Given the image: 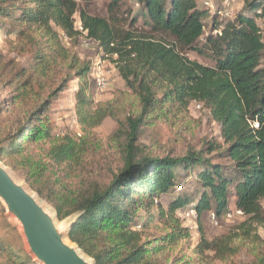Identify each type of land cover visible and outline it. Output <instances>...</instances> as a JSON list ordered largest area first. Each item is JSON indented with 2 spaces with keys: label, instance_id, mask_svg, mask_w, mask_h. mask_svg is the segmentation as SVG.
I'll use <instances>...</instances> for the list:
<instances>
[{
  "label": "trees",
  "instance_id": "trees-1",
  "mask_svg": "<svg viewBox=\"0 0 264 264\" xmlns=\"http://www.w3.org/2000/svg\"><path fill=\"white\" fill-rule=\"evenodd\" d=\"M92 1L0 3V36L37 33L55 53L53 60L37 53L32 72L21 70L6 83L9 103L26 104L33 83L45 90L43 84L53 81L49 67L64 58L53 28L73 40L79 35L74 29L77 16L86 38L111 59L138 104L134 114L117 122L114 133L122 142V169L106 186L92 183L67 198L54 193L45 165L25 155L29 145L54 140L45 122L52 102L66 90L67 79L43 100L38 98L16 128L0 140V161L54 207L59 221L77 215L69 239L95 264H159L151 254L190 238L177 211H193L197 221L207 212L220 218L227 212L231 194L235 209L250 220L257 218L264 201V41L256 20L264 21V0H244L224 24L218 11L211 14L195 0H137L135 15L123 9L121 0H110L106 18L90 16L81 6ZM139 20L147 30L137 28ZM207 21L211 32L204 36ZM184 50L211 65L188 60L181 56ZM74 66L71 69L79 80L74 110L86 132L110 115L103 108L89 111L90 68ZM192 103L203 106L219 126L222 144L204 143L199 151L189 150L181 157H155L139 144L146 127L175 116L173 111H186ZM78 138L65 135L54 140L45 159L57 167L80 161L85 148ZM187 177L193 181L192 193L175 196ZM164 196L170 197L165 209L160 202ZM155 220L165 227L166 235L144 243L143 233ZM226 248L222 239L218 244L199 234L197 253ZM0 258L2 264H36L21 247L15 252L0 244Z\"/></svg>",
  "mask_w": 264,
  "mask_h": 264
},
{
  "label": "rangeland",
  "instance_id": "rangeland-1",
  "mask_svg": "<svg viewBox=\"0 0 264 264\" xmlns=\"http://www.w3.org/2000/svg\"><path fill=\"white\" fill-rule=\"evenodd\" d=\"M2 1L8 3L14 0H0V3ZM18 1L24 5L28 4L29 0ZM195 1L199 7L207 8L211 14L218 11L219 17H222L225 10H232L235 15L244 2V0H230L226 4L224 0ZM109 3L110 0H94L81 6L90 16L106 18ZM121 3L124 10L131 11L133 15L137 13L139 8L137 0H121ZM73 19L74 29L79 33L73 40L59 29L53 28L57 33L58 50L60 51V47L64 49V58L63 60L57 58L55 63L49 67V75L53 81L43 84L45 90H42L38 83L32 84L33 94L26 104L9 103L11 95L7 91L6 83L11 82L13 76L21 70L27 71V74L32 72L37 53H43L51 60L55 57V53L51 52L46 40L37 33H27L23 37L0 36V140L16 128L24 114L34 107L38 98L43 100L53 89L60 86L64 79H67L66 90L50 106L45 126L49 127L54 140L65 135L74 139L81 137L85 148L83 157L78 162H70L59 167L54 166L45 159L46 152L54 144V140L29 145L24 152L25 155L33 156L35 161H40L45 165L44 174L54 184V193L67 198L74 197L80 190L86 189L92 183L100 187L106 186L113 176L119 173L123 167V152L122 142L118 139L117 132L114 134L118 129L117 122H122L126 115L134 114L138 108L135 96L125 87L111 59L104 55L96 43L86 38L78 17L74 16ZM226 21L228 20L221 19L219 22L224 24ZM256 23L264 41V21L257 19ZM137 28L147 30L141 20L138 21ZM210 28L209 21H207L204 36L209 35ZM181 56L204 66L211 65L208 59L189 50H184ZM262 63L264 64V61ZM73 66L77 69L82 66L90 68V74L86 78L90 94L89 111L94 112L103 108L110 115L98 127L86 132L77 123L74 110L75 93L79 80L74 76L71 69ZM23 81L26 80L23 79ZM99 81L103 85H100ZM174 112H176L175 116L169 117V115L168 120L154 122L153 126L146 127L143 131L139 144L150 149L153 156L181 157L189 150L199 151L204 143L222 144L219 137V126L212 122L203 106L198 107V104L192 103L186 111L177 110L172 113ZM222 163L226 164L225 161ZM0 164L24 181L5 162L0 161ZM181 185L182 190L177 194L174 193L175 196L182 192L192 193L191 177H187ZM32 192L35 194L34 191ZM227 199L229 201L227 212L220 218H216L212 212H207L200 221H197L193 211H177L175 214L179 217L182 227L189 230L190 238L180 241L176 247L165 248L159 253L151 254V258L159 264H264V201L261 203L260 215L250 220L244 215H236L232 194ZM169 200L168 196L162 197L160 202L164 209ZM40 201L54 213L55 209L51 204L41 198ZM139 215L142 219V214ZM58 223L65 225L67 222L59 221ZM199 227L205 240L219 244L222 239V243L226 244L227 248L220 252L197 253L201 233ZM166 232L165 227L155 220L143 233V241L152 243V240L163 237ZM0 244L12 248L15 252L21 247L28 255L19 225L13 218L8 217L2 204H0ZM3 261L0 258V264Z\"/></svg>",
  "mask_w": 264,
  "mask_h": 264
},
{
  "label": "water",
  "instance_id": "water-1",
  "mask_svg": "<svg viewBox=\"0 0 264 264\" xmlns=\"http://www.w3.org/2000/svg\"><path fill=\"white\" fill-rule=\"evenodd\" d=\"M0 204L19 225L24 237L28 255L36 264H95L69 235L77 220L73 214L59 224L54 213L26 182L0 164Z\"/></svg>",
  "mask_w": 264,
  "mask_h": 264
},
{
  "label": "built area",
  "instance_id": "built-area-1",
  "mask_svg": "<svg viewBox=\"0 0 264 264\" xmlns=\"http://www.w3.org/2000/svg\"><path fill=\"white\" fill-rule=\"evenodd\" d=\"M225 1V3L227 4L228 2H230V0H224ZM261 13V11L259 10L258 11V14H260ZM221 15V14H220ZM234 17V14H233V11L232 10H225L224 11V13H223V15H222V17H220L221 19H232ZM82 29V28H81ZM99 84L100 85H103L102 84V82H100L99 81ZM198 107H200V105H198ZM176 190L177 191H180V187H177L176 188ZM235 213H236V215H238V216H242L243 215V213L240 211V210H237V209H235ZM194 215V214H193ZM228 215V214H227ZM195 216V215H194ZM139 228V227H138Z\"/></svg>",
  "mask_w": 264,
  "mask_h": 264
}]
</instances>
